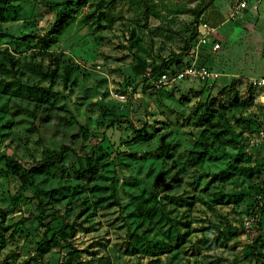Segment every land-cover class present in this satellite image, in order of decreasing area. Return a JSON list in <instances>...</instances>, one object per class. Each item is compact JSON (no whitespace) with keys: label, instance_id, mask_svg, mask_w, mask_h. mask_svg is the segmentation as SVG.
Returning a JSON list of instances; mask_svg holds the SVG:
<instances>
[{"label":"rangeland","instance_id":"obj_1","mask_svg":"<svg viewBox=\"0 0 264 264\" xmlns=\"http://www.w3.org/2000/svg\"><path fill=\"white\" fill-rule=\"evenodd\" d=\"M152 1L158 14L149 16L143 0L0 1V264H60L71 251L60 238L67 222L78 229L69 243L82 249L79 264L103 255L112 264H263L251 251L264 256V213L258 231L244 222L264 186V14L254 0L235 19L243 0ZM209 19L223 43L203 55L220 72L216 81H143L154 67L180 65L196 25ZM66 64L74 67L68 83ZM206 104L215 109L211 123L198 118ZM107 107L139 130L100 125ZM82 127L98 136L88 141L93 175L76 167ZM206 142L204 160L193 164ZM63 145V160L28 188L2 159L30 167ZM46 233L58 244L39 254Z\"/></svg>","mask_w":264,"mask_h":264},{"label":"trees","instance_id":"obj_2","mask_svg":"<svg viewBox=\"0 0 264 264\" xmlns=\"http://www.w3.org/2000/svg\"><path fill=\"white\" fill-rule=\"evenodd\" d=\"M143 1L145 2V8H146L145 13L147 14V16L158 14V11L154 9L155 4L152 0H143ZM209 5H210V3L204 5L199 10H197L198 19L202 16V14L209 7ZM5 10H6V3H3L2 5H0V16L4 15ZM63 16H64V18H63L62 22L60 24L58 23L57 26L64 25L70 18L73 17V14L69 13V14H64ZM197 36H198V24L196 25L194 34L187 41V51L184 54V56H185L184 61H182V59H179L177 61V63H179L180 65H177V66L172 65V61H168L163 66L154 67L153 69L149 70L151 72V75L150 76L145 75L143 78V81L151 80V76L157 77L164 70H168V69L181 70L185 66L189 65L190 60L188 59L187 56H188L189 50L191 48L192 41L196 40ZM207 48L212 49L211 46H205L202 48L201 53H200V59H199V64H201V65H206L204 58H203V55L207 53V51H206ZM16 64H17L16 61L12 62L13 68H15ZM55 64H56L55 69H53V71L49 72V74L51 76V86L55 82V80L58 76L57 70H58V67L60 64L59 59H56ZM64 70H65L64 82L68 83L69 80L71 79V75L73 73L74 67L71 64H66V65H64ZM218 78L219 77L213 79V81H216ZM220 113L222 114V116L224 115L223 111H220ZM214 116H215V109H212L208 104H206V107H204V109L201 111L198 118L200 119V121H203V122L206 121L207 123H211ZM106 119L109 121L108 126H113L116 122H126L129 124V126L132 129L139 130V128H137L136 125H134L130 119H123L122 112L119 109L108 108V107L104 108V110L102 111V114L99 116V120H98L99 124L104 125V123L106 122ZM144 127H145V125L142 126L141 128H144ZM82 130H83L84 142L80 148L81 159L77 163L76 167H77V171L82 173V174L84 173V174L93 175V172H94V166H93V160H94L93 148H94V145L92 142L88 143V141L90 138H92V137L97 138L98 136L96 134H94L93 131L86 129L85 127H82ZM226 131H228V128L226 129ZM205 132H206V130L204 129V130H202V133H201V135L204 137L206 134ZM221 134H224V133H221ZM221 134L220 133L216 134V137H220ZM208 147H209L208 143L207 142L204 143L205 150L204 151H198L195 153V155H192L190 158L191 162L193 164H197V163L201 162L202 160H204ZM68 150H69V147L67 145H63L55 153L44 158L41 162H39L35 165H31L30 167H25L22 162H20L16 159H13L11 156H3L2 159L5 160V165H6L7 171L10 172L11 175H14L18 179V181L22 187L28 188L29 186L34 184V178H35L34 176L36 173H39L45 169H48L51 166H54L58 162L62 161L64 158L65 151H68ZM83 159H85V162H83ZM262 169L264 172V165L260 166L259 172L262 171ZM222 177H224V176H222ZM258 195L262 196V197L258 198ZM263 213H264V186L262 188L260 186V188L257 189L253 193V201L251 203V210L248 213L249 217L255 216V218H256L255 227L257 228V231H258V223L261 221V216ZM0 215L4 216V214H0ZM4 218H5V216H4ZM49 228L51 229L50 225H49ZM77 232H78V229L75 227V225L72 223H69V222H67L65 224V226L62 228V231L60 233V238H62L64 241L67 242L68 246L71 248V251L68 253L67 259L62 261L60 264H79L76 261V258L82 253V249H80L76 246H73L71 243H69V238L76 236ZM184 237H185V234L183 235V237H179L178 240L179 239L181 240L183 238L182 240L184 241ZM257 242L258 241L256 240L255 243L257 244ZM4 243H5V233L0 231V246H3ZM56 244H58L56 234L53 233L52 236H50V238H49L47 236V233H46L42 242L39 244V247H38L39 254H43L44 252L49 251L52 248V246L56 245ZM254 246H255V248L253 247L251 253L254 254L255 256L257 255V256L263 258V260H264L263 255L257 254L255 252L256 245H254ZM157 254L158 253H155V255H157ZM83 264H112V262H111V258L109 256L103 255V256L96 257L95 259L87 260L86 263H83ZM147 264H158V258L157 259H151ZM263 264H264V262H263Z\"/></svg>","mask_w":264,"mask_h":264},{"label":"built area","instance_id":"obj_3","mask_svg":"<svg viewBox=\"0 0 264 264\" xmlns=\"http://www.w3.org/2000/svg\"><path fill=\"white\" fill-rule=\"evenodd\" d=\"M245 7H247V2L245 0L236 2L233 10L230 12L229 18L235 19L238 13H240L241 10ZM217 34H218V27L213 26L207 22H200V24H198V36L196 40L192 41L191 48L187 56L188 59L190 60V64L185 66L181 70L168 69L161 72L157 77L151 76V80L155 84V86L165 87L167 85H172L185 79L206 80V79H215L219 77L220 72L212 69L207 65L199 64L200 53L203 47L211 46L212 50H218L219 48H221L222 43L217 40ZM146 75L150 76L151 72L148 71ZM257 82L261 87H264V76L261 77L260 79H257ZM117 95L119 97H124V94L122 93L121 94L118 93ZM263 105H264V96H263ZM261 115L263 118V122L261 124V130L259 134L262 137H264V107H262ZM261 197L262 196L258 195V198ZM244 223H245V227H247L249 231H256L255 216L245 217Z\"/></svg>","mask_w":264,"mask_h":264},{"label":"crops","instance_id":"obj_4","mask_svg":"<svg viewBox=\"0 0 264 264\" xmlns=\"http://www.w3.org/2000/svg\"><path fill=\"white\" fill-rule=\"evenodd\" d=\"M254 3H256L255 4V6L256 7H254V10H256V12L257 13H262V14H264V0H254ZM247 7H245V8H243L242 10H241V12H244L245 11V9H246ZM203 15H205V14H203ZM208 15V14H207ZM212 18V17H211ZM208 20V19H207ZM209 24H211V25H213V26H216V27H219L218 26V24H215L214 22H212L213 20H211V19H209ZM250 25V24H249ZM219 33V32H218ZM221 42V41H220ZM222 43V42H221ZM222 46H223V43H222Z\"/></svg>","mask_w":264,"mask_h":264}]
</instances>
